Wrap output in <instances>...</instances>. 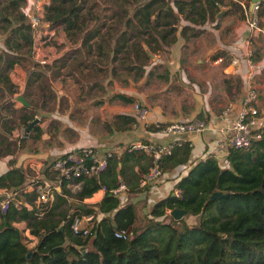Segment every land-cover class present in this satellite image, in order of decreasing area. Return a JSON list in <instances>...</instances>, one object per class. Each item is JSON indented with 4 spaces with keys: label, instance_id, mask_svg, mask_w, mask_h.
Returning a JSON list of instances; mask_svg holds the SVG:
<instances>
[{
    "label": "trees",
    "instance_id": "16d2710c",
    "mask_svg": "<svg viewBox=\"0 0 264 264\" xmlns=\"http://www.w3.org/2000/svg\"><path fill=\"white\" fill-rule=\"evenodd\" d=\"M225 1L107 0L101 16L97 0H45L40 21L34 25L32 13L24 8L26 0H0V88L8 93L16 90L10 78L12 68L24 66L25 61L33 63L36 33L46 35L45 30L52 29H63L67 40L79 42L78 49L91 40L88 50H112L111 70L123 67L142 75L149 66L148 78L157 72L169 79L165 65L154 63L151 53H168L178 32L187 39L201 31L182 24L184 20L204 23L223 7L225 13L245 18L250 0H243L245 8L239 0H227L224 5ZM257 4L258 24L264 29V2ZM94 63L89 60L88 64ZM29 123L19 122L24 134L35 138L40 127ZM164 125L147 127L161 129ZM258 129L261 136L252 138L248 147L228 148L224 163L213 153L193 163L175 183L179 194L172 188L149 207L142 221L137 204L121 203L109 188L121 180L117 173L123 175L125 157L147 156L152 163L143 151H127L123 158L111 152L107 168L98 176L62 180L50 204L36 202L35 186L46 188L43 179L38 176L30 181L26 170L10 161L9 168L0 173V188L14 193L9 209L0 215V264H264V125ZM190 149L187 141H174L171 152L159 160L161 169L164 160H169L170 167L185 163ZM118 160L122 162L119 169ZM146 170L142 168L141 175ZM28 182L33 184L31 189H25ZM70 182H80L79 188L72 190ZM102 185L106 189L96 208L85 202L84 208L75 206ZM215 190L227 194L212 199ZM175 207L185 211L180 218L170 214ZM83 215L93 219L86 231L74 232L73 219ZM185 215L194 216V221L187 223ZM18 221H24L36 237L32 246L14 224ZM123 229L128 230L125 237L115 234Z\"/></svg>",
    "mask_w": 264,
    "mask_h": 264
},
{
    "label": "crops",
    "instance_id": "0c3cea01",
    "mask_svg": "<svg viewBox=\"0 0 264 264\" xmlns=\"http://www.w3.org/2000/svg\"><path fill=\"white\" fill-rule=\"evenodd\" d=\"M239 1L243 6V0ZM26 2L24 8L30 2L28 8L31 12L41 15V0ZM250 4L251 0L249 7ZM182 24L201 31L187 39L178 32L176 40L168 47V53L150 55L154 63L165 65L170 73L169 79L157 76V72L148 78L149 66L142 75H135L134 69L126 71L123 67L111 70L115 61L112 50L107 47L88 50L86 47L92 44L91 40L83 49H78L79 42L67 40L63 29L45 30L58 41L40 46L33 63L25 61L24 66L12 68L10 78L16 85L14 92L8 93L0 88L3 92L0 93V112L3 114L0 121L3 123L0 125V173L7 170L12 161L26 170L30 181L40 176L42 183H50L54 177L51 161L82 146H91L100 155L110 151L123 158L133 141H187L191 147L187 161L170 167L169 160H164L159 179L148 184V188L140 186L137 179L142 168L150 165L149 157H125L123 175L117 173V178L126 185L118 195L120 202L132 201L137 206L145 204L150 207L172 188L175 189L176 181L197 160L213 153L218 154L224 163L228 148L221 146L227 133L222 131L225 123L219 114L227 105L231 106L230 115L239 111L245 90V51L249 40L255 62L253 82L257 96L254 104L264 112V32H255L246 18L225 13L224 7L215 18L204 23L193 24L184 20ZM74 47L76 50L73 51ZM221 51L224 54L217 55ZM217 57H222V60L216 61ZM232 57L237 62L232 63ZM89 60L95 63L90 65ZM16 101L32 110L28 117H37L36 123L40 127L37 137L20 136L17 128L11 127L9 112L20 106ZM134 102L147 107L145 119L141 120L134 114ZM116 114L124 116L113 117ZM193 117L206 121L204 130L173 135L147 127L148 124H166ZM6 118L7 123L4 122ZM262 122L264 118L261 117L251 119L253 128ZM121 165V160H118L117 168ZM69 184L73 189L80 186V182ZM32 186L28 182L25 189ZM0 192L4 195L7 190L0 188ZM103 195L104 190L100 188L79 204L85 202L96 208ZM22 223L25 224L24 221L14 224L19 226ZM25 233L30 234L27 228Z\"/></svg>",
    "mask_w": 264,
    "mask_h": 264
},
{
    "label": "built area",
    "instance_id": "2783aa9c",
    "mask_svg": "<svg viewBox=\"0 0 264 264\" xmlns=\"http://www.w3.org/2000/svg\"><path fill=\"white\" fill-rule=\"evenodd\" d=\"M244 7V5H243ZM245 8V7H244ZM258 4L255 1L253 8L245 10V18L250 28L255 32H264V29L258 24L257 15ZM30 13H32L30 11ZM37 14V13H36ZM31 21L34 25H37L40 21V15L31 14ZM40 49V46H35V50ZM254 51L252 48L251 40L248 41L245 60H246V72L244 78L245 90L241 99L239 111L235 115H230L231 106L227 105L221 111L219 116L223 119L225 125L222 131H226L224 144L221 146L231 148H246L250 145L252 138H259L261 136V130L258 129L263 125L253 128L251 125V119L261 117L264 118V112H261L254 104L256 100L257 92L254 86L253 77L255 72V62L253 59ZM216 61H221L222 57H217ZM44 62V60H42ZM231 62H237L235 57L231 58ZM134 114L137 118L143 120L147 114V107L139 102L133 103ZM159 123H155L158 125ZM206 127V121L200 117H193L185 121H170L161 127V130L173 135H180L185 132L198 133L204 130ZM24 134V133H23ZM23 134L21 136H23ZM24 136H27L24 134ZM179 143L181 140H178ZM172 143H157L143 140L133 141L128 145L129 150H140L152 157V163L148 166L147 170L143 172L138 183L140 186H144L157 181L162 173V169L159 165V160L165 154L171 152ZM110 151H106L104 154H98L91 146H82L79 149L71 150L63 155L54 158L50 163V168L54 172V178L50 183H43L46 188H43L40 184L35 186L38 196L36 198L37 203L50 204L53 200V190L60 187L62 180L75 179L82 175H99L108 166V156ZM79 184V183H78ZM126 188L123 181H119L116 186L109 188V192L114 195H119L122 190ZM101 189L105 190V185H102ZM176 195L179 194L177 188L174 189ZM14 193L7 191L6 194L0 198V215L7 212L13 199ZM20 201H18L19 203ZM17 203V204H18ZM28 205V204H27ZM90 215L76 216L71 224V228L74 232L80 230L86 231V225L88 224ZM128 233L127 229H123L115 232L117 236L125 237Z\"/></svg>",
    "mask_w": 264,
    "mask_h": 264
},
{
    "label": "rangeland",
    "instance_id": "374dc122",
    "mask_svg": "<svg viewBox=\"0 0 264 264\" xmlns=\"http://www.w3.org/2000/svg\"><path fill=\"white\" fill-rule=\"evenodd\" d=\"M98 1V3H99V7L97 8L99 11H101V16H103L104 15V13H105V11L103 12V10H104V8H105V2L107 1V0H97ZM27 3V2H26ZM32 4V3H31ZM41 4L43 5V2H42V0H41ZM30 5V2L28 3V5H27V11L29 12V11H31V9L30 8H28V6ZM42 5H41V7H42ZM34 14L35 15H37L35 12H34ZM103 18V17H102ZM104 18H108L107 16L106 17H104ZM106 19H104L105 21H106ZM91 21H98V22H101V21H99V20H91ZM49 33V32H48ZM35 40H36V44L37 45H39V46H43V45H49V44H54V42L55 41H58V40H56V39H53V37H52V34H46V35H44V34H40L39 32L38 33H36V36H35ZM76 47H74V49H75ZM45 56V55H44ZM0 93H3V92H0ZM17 103H19V108H16V109H14V110H11L9 113V117L10 118H8V116H7V118H8V121L11 123V127H15V128H17V130H18V135H22L24 132H23V126H21L20 124H19V122L20 121H24V120H30L32 117H34V116H31V117H28V115L30 114V113H33L32 112V110L31 109H26V107H24L23 106V104L21 103V101L19 102V101H16ZM7 118L5 119L6 121H4L5 123H7ZM35 118V117H34ZM3 119V114H2V112H0V121ZM0 125H2L3 126V123H0ZM5 125H7V124H5ZM24 135V134H23ZM71 189L72 190H77V188L76 189H73V187H71ZM2 195H3V192H0V198L2 197ZM14 196V195H13ZM151 207V206H150ZM138 208H139V218L138 219H140L141 221L143 220V218H145V214H146V212L148 211V209H149V207H147L145 204H140V205H138ZM185 220H186V222L187 223H192V221H194V216H191V215H185ZM19 226V228L20 229H22V231H23V233L26 235V237H27V243H28V245L29 246H32L33 244V242L34 241H36L35 239H36V237H33V236H31L30 234L28 235V234H26L25 233V228H26V225L25 224H18Z\"/></svg>",
    "mask_w": 264,
    "mask_h": 264
},
{
    "label": "water",
    "instance_id": "95a60500",
    "mask_svg": "<svg viewBox=\"0 0 264 264\" xmlns=\"http://www.w3.org/2000/svg\"><path fill=\"white\" fill-rule=\"evenodd\" d=\"M255 1L257 0H251V4H250V7L249 9L251 10L254 6V3ZM30 13V11H29ZM20 99L27 104V102L24 100V98L22 96H20ZM37 117H35L32 121H30L29 125H32L34 123L37 122ZM227 192L226 191H223V190H215L213 191L211 194H210V197L212 199H215V198H218V197H221L222 195H226ZM75 206H78V207H85L84 204H76ZM185 213V211L181 208H178V207H175L173 209L170 210V214L174 217V218H180L183 214ZM61 228V227H60ZM29 255V253H28Z\"/></svg>",
    "mask_w": 264,
    "mask_h": 264
}]
</instances>
